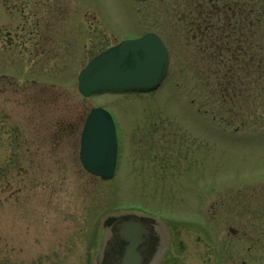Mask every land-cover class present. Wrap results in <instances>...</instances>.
Returning <instances> with one entry per match:
<instances>
[{
	"label": "rangeland",
	"instance_id": "374dc122",
	"mask_svg": "<svg viewBox=\"0 0 264 264\" xmlns=\"http://www.w3.org/2000/svg\"><path fill=\"white\" fill-rule=\"evenodd\" d=\"M163 1L0 0V72L14 84L0 82V129L29 134L27 163L0 170V264H90L103 217L128 207L168 224L157 264H264V96L226 111L235 102L219 98ZM147 30L169 49L160 86L82 98V66ZM96 106L121 133L109 181L78 159L81 117Z\"/></svg>",
	"mask_w": 264,
	"mask_h": 264
},
{
	"label": "water",
	"instance_id": "95a60500",
	"mask_svg": "<svg viewBox=\"0 0 264 264\" xmlns=\"http://www.w3.org/2000/svg\"><path fill=\"white\" fill-rule=\"evenodd\" d=\"M167 54L153 34L123 40L92 58L80 71L83 97L100 91L155 89L165 75ZM117 144L112 119L93 108L84 123L79 157L83 168L103 180L112 177ZM101 238L92 264H156L166 251L167 230L157 219L138 213H114L101 223Z\"/></svg>",
	"mask_w": 264,
	"mask_h": 264
},
{
	"label": "flooded vegetation",
	"instance_id": "af4514ba",
	"mask_svg": "<svg viewBox=\"0 0 264 264\" xmlns=\"http://www.w3.org/2000/svg\"><path fill=\"white\" fill-rule=\"evenodd\" d=\"M163 3L166 19L175 24L180 22L189 42L185 48H201L203 66L212 69L209 75L221 100H231L236 107L239 100L252 99L253 90L264 89V0H164ZM0 50L8 53L9 48ZM255 80L261 85H256ZM0 82L6 83V90L10 87L13 91L14 84L6 73L0 72ZM86 115L87 111L81 117V125ZM12 128V124H5L4 130L0 129V136L6 138L0 149V170H5L2 175H8L14 164L27 163L21 149L29 134L24 130L14 133Z\"/></svg>",
	"mask_w": 264,
	"mask_h": 264
},
{
	"label": "trees",
	"instance_id": "16d2710c",
	"mask_svg": "<svg viewBox=\"0 0 264 264\" xmlns=\"http://www.w3.org/2000/svg\"><path fill=\"white\" fill-rule=\"evenodd\" d=\"M207 70H212V69H207ZM211 75L213 76V73H211ZM262 85H264V84L262 83ZM260 92L264 96V89H260ZM255 93H256V91H255Z\"/></svg>",
	"mask_w": 264,
	"mask_h": 264
}]
</instances>
